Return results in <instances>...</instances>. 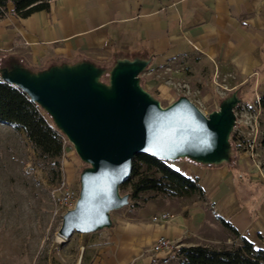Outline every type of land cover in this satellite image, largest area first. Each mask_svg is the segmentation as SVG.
<instances>
[{"label": "crops", "instance_id": "1", "mask_svg": "<svg viewBox=\"0 0 264 264\" xmlns=\"http://www.w3.org/2000/svg\"><path fill=\"white\" fill-rule=\"evenodd\" d=\"M7 8L0 18V55H15L34 67L80 57L101 62L116 54L146 55L155 66L183 58L198 68L206 61L215 78L228 81L223 95L239 89L241 115H260L256 101L264 93V0H50L47 9L25 17L13 14L10 3ZM246 88L255 95V108L244 101ZM247 153L235 152L231 164L217 166L185 158L169 161L183 175L197 178L203 195L157 196L129 206L82 264H161L165 251L151 250L159 237L180 247L213 249L245 238L264 251V175ZM162 212L171 216L152 220ZM179 261L172 257L169 264Z\"/></svg>", "mask_w": 264, "mask_h": 264}, {"label": "water", "instance_id": "2", "mask_svg": "<svg viewBox=\"0 0 264 264\" xmlns=\"http://www.w3.org/2000/svg\"><path fill=\"white\" fill-rule=\"evenodd\" d=\"M0 79L16 85L49 115L55 128L87 164L79 174L75 204L62 213L58 234L94 232L112 225L110 212L128 204L119 186L136 154L201 165L230 164L239 89L228 91L204 114L185 94L162 106L141 83L146 55L116 54L108 68L80 57L32 68L6 54ZM107 72L105 83L99 77Z\"/></svg>", "mask_w": 264, "mask_h": 264}, {"label": "rangeland", "instance_id": "3", "mask_svg": "<svg viewBox=\"0 0 264 264\" xmlns=\"http://www.w3.org/2000/svg\"><path fill=\"white\" fill-rule=\"evenodd\" d=\"M3 57L0 56V64L5 62ZM111 62L109 59L98 64L108 68ZM31 67L44 66L41 63ZM212 70L206 61L194 68L187 59L168 60L159 66L149 64L140 72V83L162 106L185 94L187 91L182 85L187 83L188 96L207 114L217 108L219 96L229 84L221 75L215 78ZM194 74H201L202 78H192ZM99 80L105 83L107 72ZM245 91L244 101L255 108L252 106L255 95L248 88ZM240 110V107L236 109L237 124L232 130L235 142H231L233 146L240 143L248 152V160L254 159L264 175V115L260 112L258 118L245 116ZM62 145L59 158L45 160L38 156L22 130L0 122V264H82L107 238L119 215L129 206L152 198L150 191L141 192L137 198L129 196L127 205L110 212L111 226L90 233L74 231L69 238L58 239L62 216L57 202L58 188L64 184L78 191L79 174L87 166L65 136H62ZM120 193L129 192L121 190ZM80 254H83L81 263Z\"/></svg>", "mask_w": 264, "mask_h": 264}, {"label": "trees", "instance_id": "4", "mask_svg": "<svg viewBox=\"0 0 264 264\" xmlns=\"http://www.w3.org/2000/svg\"><path fill=\"white\" fill-rule=\"evenodd\" d=\"M50 0H0V18L12 5L11 12L25 17L38 10L47 9ZM0 56H5L1 54ZM260 112L264 115V93L258 97ZM238 109V107L236 108ZM0 122L22 130L38 156L53 161L62 154V134L55 128L46 113L16 85L0 79ZM235 142L234 135H231ZM235 152L244 151L240 143H234ZM128 191L131 198L141 192H153L151 196L173 198L203 195L197 178L191 179L173 168L169 161L145 154H136L131 162L129 177L119 186ZM220 222L231 231L236 230L222 218ZM179 264H264V251L255 249L251 242L241 238L238 245L213 249L203 245L180 247ZM83 258V255H82Z\"/></svg>", "mask_w": 264, "mask_h": 264}, {"label": "built area", "instance_id": "5", "mask_svg": "<svg viewBox=\"0 0 264 264\" xmlns=\"http://www.w3.org/2000/svg\"><path fill=\"white\" fill-rule=\"evenodd\" d=\"M179 86H181V85H179ZM182 86L185 87V89L187 91V92H185V95L188 96V94H187V93H189L188 84L184 83ZM257 101H258V99H257ZM257 101H256V104L259 107ZM236 112L237 111L235 109V113ZM58 189H59V194L57 196V202H58L59 206L62 208V211H61V214H62L64 211H66L67 209H70L74 206L75 201H76L77 196H78V191L74 192L69 186H65L64 184H61ZM170 216H171V214H169L167 212H162L158 215H153L152 220L153 221H165ZM179 249H180V244H178L177 242L172 241L166 237H159L151 245L152 251H158V250H164L165 251L166 257L161 259V264H169V261L172 257L176 260H180L182 258V254H181Z\"/></svg>", "mask_w": 264, "mask_h": 264}, {"label": "bare ground", "instance_id": "6", "mask_svg": "<svg viewBox=\"0 0 264 264\" xmlns=\"http://www.w3.org/2000/svg\"><path fill=\"white\" fill-rule=\"evenodd\" d=\"M58 239H60V240H61V237H58Z\"/></svg>", "mask_w": 264, "mask_h": 264}]
</instances>
